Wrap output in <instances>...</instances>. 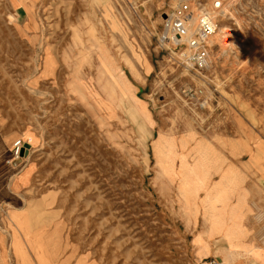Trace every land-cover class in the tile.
<instances>
[{
	"label": "rangeland",
	"instance_id": "374dc122",
	"mask_svg": "<svg viewBox=\"0 0 264 264\" xmlns=\"http://www.w3.org/2000/svg\"><path fill=\"white\" fill-rule=\"evenodd\" d=\"M15 1L0 0V109L23 143L17 162L30 182L23 205L61 225L77 255L97 264H255L248 255L227 253L220 239L203 254L195 239L205 235V209L189 213L178 182L161 172L154 146L162 134H192L210 147L213 165L220 159L235 165L249 197L263 203L264 0H231L237 1L232 16L217 17L241 38L234 50L229 38L221 39L223 53L211 45L214 63L205 75L181 72L159 48L179 0H25L39 29L23 34L15 26L23 29L29 18L24 7L13 8ZM190 2L193 10L213 11L215 0ZM42 44L59 73L33 87L32 72H43ZM100 47L103 61L146 104L152 124L128 100H111L117 111L109 119L85 108L76 93L67 96V72L92 78L102 72ZM227 61L239 64L237 74H228ZM188 86L204 91L192 101L197 107L210 98L209 112L181 97ZM101 92L109 102L113 92L105 81ZM226 143L239 155L232 157ZM218 179L213 175L210 184ZM250 217L243 240L263 248V213Z\"/></svg>",
	"mask_w": 264,
	"mask_h": 264
},
{
	"label": "bare ground",
	"instance_id": "6f19581e",
	"mask_svg": "<svg viewBox=\"0 0 264 264\" xmlns=\"http://www.w3.org/2000/svg\"><path fill=\"white\" fill-rule=\"evenodd\" d=\"M24 1L16 0L13 3V8L15 9L20 6L24 7L29 18V22L23 29L15 26L21 34L25 33L24 30L39 29L35 22L33 11L30 10ZM236 3L237 1L222 0L221 6L219 5L220 9L215 13L214 17L224 20L225 17L232 16ZM213 7L216 9L215 5ZM200 14L202 13H198L197 15ZM11 22H16L15 17H11ZM237 22L241 25L239 19H237ZM221 34L222 32L217 33L215 39L221 38ZM230 37L234 42L235 34L231 33L228 38ZM40 49L43 53V59L41 60L43 72H32L36 75L35 81L32 84L33 87L38 85L39 80L49 81L52 79L54 81L55 75L59 73L54 72L56 62L52 50L49 47L45 48L43 44ZM220 53H223V50ZM98 55L102 72H96L93 78L90 72H67V96L73 98L76 93L85 108L94 106L92 107L95 110L92 111L94 115L99 116L101 112H104L108 115L109 119L116 117L117 111L116 105L111 100L116 98H120L123 102H127L128 100L132 102V108L136 111V114L142 116L147 123L152 124V118L148 114L146 104L131 95L132 90L122 73L112 68L111 66L113 65L111 63L103 61L104 53L102 47L98 49ZM131 70L132 74L137 77L138 73L136 69L131 67ZM104 81L113 92L109 102L101 92V85ZM50 88L55 90L57 85L52 84ZM196 141V138L192 134L173 138H167L162 134L154 146L155 157L158 158L157 161L161 167V172L170 182H178L180 197L182 202L184 201L186 204L189 213L197 214L202 205L203 209H205L204 219L208 222V226L205 228L207 230L203 237L198 235L195 243L201 246L203 254H208L211 252L212 242L216 240V237H220V240L227 244V253L248 255L255 264H264L263 248L245 243L243 240L245 227L242 223V217L227 212V196L221 192H217L219 183L210 184L212 176L219 174L222 170V160L220 159L218 165H213L210 160V147L203 141L195 143ZM224 146H232L233 148L230 147L232 154L234 156L239 155V152L232 144L226 143ZM228 174H220V184L224 181L229 183V186L232 184L234 187H237L239 185L238 180L232 176L228 178ZM202 192H205L206 195L200 200ZM202 201L203 203L201 204ZM219 203H223L221 209H218ZM76 259L77 264H97L95 261H91L88 255H77Z\"/></svg>",
	"mask_w": 264,
	"mask_h": 264
},
{
	"label": "crops",
	"instance_id": "0c3cea01",
	"mask_svg": "<svg viewBox=\"0 0 264 264\" xmlns=\"http://www.w3.org/2000/svg\"><path fill=\"white\" fill-rule=\"evenodd\" d=\"M229 40L232 41L231 37ZM0 114L3 115L0 116V264H77L75 242L69 239L65 229L61 225H53L49 216L45 219L44 213L23 205L29 177L13 159L17 132L6 121L3 109H0ZM245 167L252 169L251 164ZM222 173H229L228 178L235 177L239 185L229 186L224 181L220 184ZM218 177L215 182L219 183L217 192L227 196V212L242 217L245 229H252L251 223L248 224L250 216L263 213L264 251V198L261 203L258 198L249 197L250 191L241 186L243 180L236 174L235 165H223ZM205 195L202 192L200 198ZM222 204H218V209Z\"/></svg>",
	"mask_w": 264,
	"mask_h": 264
},
{
	"label": "built area",
	"instance_id": "2783aa9c",
	"mask_svg": "<svg viewBox=\"0 0 264 264\" xmlns=\"http://www.w3.org/2000/svg\"><path fill=\"white\" fill-rule=\"evenodd\" d=\"M190 1L179 0V4L173 14L170 17H166L165 31L159 39V48L169 53V60L181 72H195L198 75H205L206 72H210L212 62L214 63L211 58V45L218 43L220 46L219 41L223 38L228 39V36L233 32L230 33V29L223 26L225 24L224 21H218L214 17L215 13L220 9L222 0H215L214 4L211 5V7L213 5L216 7V9L212 8L213 11H207L206 8L193 10ZM198 13L202 14L197 15ZM227 18L228 16L224 19L226 20ZM219 32H222L221 38L216 40L215 36ZM240 38V34H235V41H232L233 50L239 45ZM220 49L223 52L225 51L221 46ZM231 65L234 66L232 70L229 68ZM226 66L228 74H237L240 70L237 62H228ZM180 95L186 100L187 104L193 106L195 109L198 108L199 110L209 112V97L199 99L198 107L196 103L192 102L201 95L205 96L201 88L188 86L180 91ZM22 147V142L15 143L13 150L14 160H18Z\"/></svg>",
	"mask_w": 264,
	"mask_h": 264
},
{
	"label": "water",
	"instance_id": "95a60500",
	"mask_svg": "<svg viewBox=\"0 0 264 264\" xmlns=\"http://www.w3.org/2000/svg\"><path fill=\"white\" fill-rule=\"evenodd\" d=\"M19 164V162H16V164L15 165H18Z\"/></svg>",
	"mask_w": 264,
	"mask_h": 264
}]
</instances>
